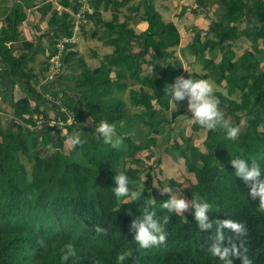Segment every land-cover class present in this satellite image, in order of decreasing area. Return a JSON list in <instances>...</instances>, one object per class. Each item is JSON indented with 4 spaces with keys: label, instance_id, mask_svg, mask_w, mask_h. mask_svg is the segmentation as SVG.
I'll list each match as a JSON object with an SVG mask.
<instances>
[{
    "label": "trees",
    "instance_id": "1",
    "mask_svg": "<svg viewBox=\"0 0 264 264\" xmlns=\"http://www.w3.org/2000/svg\"><path fill=\"white\" fill-rule=\"evenodd\" d=\"M128 1L89 0L92 11L84 17L96 29L104 26L101 37L110 38L108 44L113 51L92 71L83 60H75V52L65 51L63 71L54 81L64 86L55 85L53 90L40 81L57 51L56 42L62 36H72L70 15L52 11L47 18L49 30L55 29L45 35L48 45L34 51L47 50L40 70L35 72L27 59L34 43L22 41L18 53L7 44L20 38L18 27L26 20L28 10L35 9L42 20L46 19L50 0H12L9 7L7 0H0V63L10 81L25 93V97L9 103L8 120L2 123L0 116V264H61V249L69 242L77 248L78 264H117V255L125 251L133 253L126 264H222L208 252L214 229L200 231L191 209L183 216L162 209L161 203L170 196L156 192L152 171L153 165L167 159H181L184 171L194 176L196 183L182 188L181 193L188 200L200 194L212 205L208 214L211 220L232 219L247 225L248 255L253 264H264V213L258 211L259 198H251L250 187L235 176L230 163L235 157L249 162L255 158L264 172V0H195L200 9L213 1L217 7L211 12L210 29H195L179 55L174 52L177 27L163 22L152 0L126 8L129 14L134 13V21L147 25L143 32L135 34L128 28L129 14L119 23L115 12ZM108 4L113 10L105 22L101 12L108 10ZM62 5L77 12L80 3L62 0ZM183 13L176 17L181 18ZM83 28L79 27L80 33ZM91 38L100 37L95 32ZM242 39L250 42L251 51L244 49L237 56L234 42ZM186 54L206 72L192 73L189 78L213 79L223 89L215 92L221 111L230 124L240 128L237 138L229 140L224 129L208 131L194 122L195 131L205 132L204 151L182 135V144L174 145L175 136L168 126L183 110L172 111L170 118L165 115L171 102L165 86L181 76ZM115 91H127L129 106L137 109L133 119L124 101L114 96ZM46 92H52V99L59 105L48 100ZM60 106L75 122L64 134L47 125L33 128L35 115H42L44 121L52 112L66 118L59 112ZM101 120L115 124L122 140L119 147L105 144L96 133ZM77 131L84 144L66 151L67 138ZM49 144L55 151L48 149ZM143 151L149 152L146 159L155 160L145 162ZM118 170L136 181L130 187L140 190L138 200L115 197L112 178ZM142 172L145 174L140 177ZM168 185L181 188L172 181ZM145 208L154 211L158 219L169 218L167 241L160 247L140 248L135 233L129 231L132 220L141 218ZM94 225L105 232L97 234ZM225 234L231 235L227 230ZM223 245L227 246V240ZM233 264L241 262L236 259Z\"/></svg>",
    "mask_w": 264,
    "mask_h": 264
},
{
    "label": "clouds",
    "instance_id": "2",
    "mask_svg": "<svg viewBox=\"0 0 264 264\" xmlns=\"http://www.w3.org/2000/svg\"><path fill=\"white\" fill-rule=\"evenodd\" d=\"M88 4L89 11L86 13L89 14L92 9L89 2ZM84 19L86 18L84 17ZM81 25L85 26V22L79 23V27ZM61 38H64V36ZM54 46H56V44ZM63 56L64 55L62 54L61 58ZM48 63L50 64L49 61ZM62 71L61 62L59 73L52 79H48V67V71L42 76L43 78L41 77L40 83H53L56 76L62 73ZM39 87L40 85H38V88ZM164 91L167 92L168 97L174 104L176 102L187 100V109L191 113V119L200 127L208 131L224 129L226 131L227 139L234 140L237 138L240 128L236 125L230 124L229 120L225 118L224 113L219 107L220 100L215 95V86L213 82L207 79L194 80L192 78L179 76L175 79L174 83L166 85ZM46 97L48 100L55 102L56 105H59V102L54 101L51 95H47ZM47 109L48 107L46 110ZM59 112L64 114L66 118L60 117V115L56 116L54 112L47 114V121H44L41 118L42 115L33 116L35 121V127L33 128L40 129L41 125H47L49 127H54L56 130H60L61 133L64 134L66 132V127L75 122L72 114L64 106H60ZM51 114H54V116L51 117ZM95 131L103 137L105 144L111 145L113 148L119 147L122 143L121 138L116 134L115 124L109 123L107 120H101ZM66 141L73 147L82 146L84 144V140L81 138V132L79 131L69 136ZM47 147L50 151H55V148L51 144ZM230 163L235 169V176L241 178L245 184L250 187L251 198H259L258 211L264 213V172H262L257 159L254 158L249 162L243 158L235 157L231 158ZM190 176L192 177L191 185H194L196 183L195 178L192 175ZM112 179L115 184V187H112V191L117 199L126 198L129 201H136L141 197V192L130 187L131 185H134L136 181L128 176L126 172L118 170ZM179 184L181 185V188H178L180 191L182 188L185 189L191 186L182 187V184ZM172 189L170 187L162 189L161 195L171 194ZM181 194L179 192V196L169 195L170 199L161 203L162 209L169 213H176L179 215H183L191 209L200 231L214 229L213 243L208 249V252L213 257L218 258L222 264H233L236 259H238L241 264H253V260L248 255L249 249L246 247L248 228L245 223L234 221L232 219L211 220L208 214L211 212L212 205L200 196V194H193L191 200L183 198ZM146 200H148L150 204L155 203L154 199ZM168 223V216L158 219L154 211H151L150 208H145L144 214L141 218L132 220L129 231L135 233L134 240L139 244L140 248L150 249L152 247H160L167 241L168 234L166 231V225ZM93 228L97 234L105 232V229L99 225H94ZM225 230L231 233V235L226 236ZM225 240H227V246L223 245ZM39 243L43 245L44 242L40 241ZM132 254V252L128 251L120 252L116 258L117 264H126V261L129 260ZM79 258L75 244L71 242L64 244L61 249V264H68L70 260L72 261V264H78Z\"/></svg>",
    "mask_w": 264,
    "mask_h": 264
},
{
    "label": "crops",
    "instance_id": "3",
    "mask_svg": "<svg viewBox=\"0 0 264 264\" xmlns=\"http://www.w3.org/2000/svg\"><path fill=\"white\" fill-rule=\"evenodd\" d=\"M59 1H60V5L57 4L54 0H50L51 9L47 12V15L45 16L46 19L40 20L39 25H34V27H31L29 22H28V20H29L28 16H30V15L33 16L32 12L28 10L26 20L18 27V31L20 33V38L16 42H13L12 44L11 43L7 44V45H11L13 48H15L14 49L15 53H18V50L22 47L21 46L22 41L33 42L35 45V48L33 50V53H31L30 57L28 56L27 59H28V66H31L35 72H38L40 70V68H38L37 70L35 69V67H36L35 62L37 60L41 59L40 64H42V61L44 60L45 55L47 54V50H44L43 53L36 52V54H34V51H36L37 49L45 48L48 45L49 39L45 35H48L49 33H51V31H53L55 29V27H54L53 29L49 30L48 22H46L47 18H49L52 11H56L58 13H61L62 11H65L68 13V11H69L68 8L63 7L62 0H59ZM102 1L104 3H106L108 0H102ZM139 1H141V0H130V1H128V4L124 8H118L117 11L115 10L116 11L115 13L119 14V16H118L119 17V20H118L119 23L123 22L126 19L125 18L126 14H129L128 11L126 10V8H128L131 5L134 6L133 4H137V3H139ZM152 1L154 2L155 8L162 15L163 22L174 23L175 26L177 27L179 37L180 38L183 37L185 39V43H183V45H181L180 48L178 47V49L185 47L191 41L195 29L201 30L203 32H205V31L207 32L210 29V26H211V19L210 18H213V16L211 15V12L214 9L211 8V10H212L211 12H209V9H210L211 5L214 4L215 0L213 2H211V4H209V5L207 4V5L203 6L202 9L198 8V6L195 4V0H184L183 2L189 1L190 3H187V4L182 3L181 5L177 6V8H176L177 12L176 13H174L171 9H169L171 0H152ZM186 5H190V6H186ZM33 10H34V12H36L39 15L38 19H41L39 12L36 11L35 9H33ZM112 10H113V7L111 5H109L107 11L103 10L101 12V19L105 22L109 21L111 18V15H112V12H111ZM181 11L184 12L182 17L177 18L176 17L177 14ZM129 15H131L130 16L131 18L128 20V25L130 24L129 22L131 20L134 21V19H135L134 13L129 14ZM121 17L124 19L120 22ZM168 17H170V18L168 19ZM191 20H193L196 23H202L204 25V27H197L196 23H195V25H193L191 27H184V25H183L184 22L185 21H191ZM134 22H135V25H130L131 27L130 26L128 27V28L132 29L133 32L141 33L147 28V25L144 22H141V21H138V22L134 21ZM2 23H3V17L0 18V27H1ZM132 26H135V28ZM103 31H104L103 25L99 26V28L96 29L95 26H93L92 21H89L88 24L85 25L83 30L81 31L80 39H82L83 40L82 42L85 44H86V42L94 41L96 43H100L101 45H103L105 47H109V48L113 49V47L108 44V41L110 38L107 36L101 37L103 34ZM95 32H97V36L100 38H95V39L91 38V36H93L95 34ZM243 41H245V42H243ZM241 45H243V46H241ZM234 46L237 48L236 49L237 50V56H239L244 51V49H246V50L249 49L251 51L250 42H248L244 39L234 42ZM73 52L76 53L75 60L76 59L83 60L87 69H89L90 71L97 68L96 64L99 61H100L99 65L101 63V59L98 60V58L100 56L99 55L100 52L98 53L97 51L92 50L91 51V58L87 61L82 56H79V53H80L79 49L74 50ZM109 54H105V55H103V57L106 55H109ZM87 57H88V54H87L86 58ZM88 61L89 62L91 61V63H89ZM96 61H98V62H96ZM55 85L58 88L64 86V85H61L59 83V80L56 81L55 83L54 82L50 83V87L51 88L53 87L52 88L53 90L55 89ZM50 94L52 95V92H50ZM45 95L47 96V95H49V93L46 92ZM23 97H25V93L22 91V89L20 88V86L17 83H14V82L12 83L10 81V79L8 78V75H7V70L0 63V116L3 118L2 123L4 121L8 120L11 116V109L9 107V103L11 101L12 102L18 101L19 99H21Z\"/></svg>",
    "mask_w": 264,
    "mask_h": 264
},
{
    "label": "rangeland",
    "instance_id": "4",
    "mask_svg": "<svg viewBox=\"0 0 264 264\" xmlns=\"http://www.w3.org/2000/svg\"><path fill=\"white\" fill-rule=\"evenodd\" d=\"M11 1L12 0H7V3H5V4H7V5L9 4L8 5V7H9L10 4H11ZM54 1L57 4L60 5V1L59 0H54ZM183 1L184 0H171L169 9H171L174 13H176L177 12V9H176L177 6L181 5L182 3H186V4L187 3H190L189 1H186V2H183ZM76 3H82L83 4V1L82 0H76ZM186 6H190V5H186ZM216 7L217 6H215V3L213 5H211V7L209 9V12L212 11L211 8H213L215 10ZM68 9H69L68 14L70 15L73 23L76 24V22H77V19L76 18L78 17L77 14L74 13V12H72V10L70 8H68ZM31 12H32L33 16H31V15L28 16L29 17L28 22H29V24H30L31 27H34V25H39L40 20H42V19H38V16L39 15L36 12H34V10L31 11ZM169 18L170 17H168V19ZM123 19L124 18L121 17L120 22ZM118 20H119V17H118ZM84 22H85V25H87L89 21H87L86 19H84ZM82 23H83V21H82ZM129 23H130L129 26L130 25H135V22L132 21V20ZM164 23L167 24L169 22H164ZM195 23L196 22H194L193 20H191V21H185L183 25H184V27H191V26L195 25ZM75 26H77L78 30L75 32L76 28L73 26V28H72V31H73L72 36L74 38V42H72L73 40H70V42L67 41L68 43H66L63 46V49L57 51V53H56L57 56H55V57H53V58H51L49 60V62H52L53 63V67H51V69H53V70L50 71V73L51 72H53V73L56 72L55 65L57 66L58 64H60L62 62V58H60V60L58 59L60 52H61V55H62V54H64L65 51H74V50L79 49V51H80L79 56H82L86 61L91 58V51L92 50L93 51H97L98 53L100 52L99 53L100 56H99L98 60L101 59V61H103V59H104L103 58V55L109 54L110 52L112 53V51H113L112 48L105 47V46L101 45L100 43H96L94 41H92V42H86V44L83 43L82 42L83 40L80 39V34L81 33L79 31V24H77ZM196 26L197 27H204V25L202 23H196ZM132 27L135 28V26H132ZM134 33L135 34H139V32H134ZM243 42H245V41H243ZM183 43H185V39L183 37H181V38L178 37L175 40V45L177 47L174 49V52L177 55H179V49H178V47L180 48V46L183 45ZM68 45L69 46L70 45H72V46H76L77 45L78 47L76 46L74 48H71ZM241 46H243V45H241ZM234 48L237 49L235 46H234ZM134 51L135 52H138L139 51L138 47L135 46L134 47ZM87 54H88V57L89 58L88 57L86 58ZM168 54H171V51L170 50L168 51ZM186 58H187V60H185V61L182 60L183 69H182L181 76H183L184 78H189V76L192 73H197V74L206 73V72H204L202 70V67H201L200 63L197 62V61H195L193 59V57L191 58L189 56V54H186ZM40 61H41V59L40 60H37L35 62V65H36L35 69L36 70L38 68H40V66H41ZM187 61L189 63L191 62V64L189 65V63ZM96 62H98V61H96ZM99 62L96 64L97 67L100 66L99 65ZM89 63H91V61ZM49 67H50V64H49ZM208 80L214 83L215 92L216 91H222L223 92V89L220 88L219 86H217L213 79L210 78ZM114 96L117 99H119V100L122 99L124 101V103L126 104V106L128 107V110H129L128 116L132 117V119H133L134 117L132 115H133V113H136L137 112V109L136 108H131L129 106V104H128L127 91H125L123 93H120L118 91H115L114 92ZM175 110H183V113H182V115H180L175 120V122L172 125L170 124L168 126V129H171V134L173 136H175V138L172 139L173 140L172 143L174 145H178L179 143L182 144V137L180 136V135H182L184 138H189L190 139V144H192L193 146H196L199 149H201L202 151H204V149H203V141L205 139V132L202 131V130L195 131L193 129V126L192 125H193V123L195 121L191 119L192 118L191 113L187 109V101L184 102V103L176 102L175 104L171 101L170 102L169 110L165 111L166 117L170 118V114L172 113V111H175ZM53 116H54V114H51V117H53ZM70 120H71V118H70ZM64 146H65L64 148H66V151L67 150H70V148L72 147L70 145V143H68L67 141L65 142ZM148 154H149V152H146V151L141 152V156L145 159L144 160L145 162H150L152 160H155L153 158L152 159L151 158L150 159H146V157H147ZM26 167L29 168V164ZM130 167L133 168V169H137L135 166H130ZM184 167H185L184 166V163H183V161L181 159H178L176 162L168 161V159H167V161H162L160 165H153L152 184L155 187L156 192L159 193V194H161L162 189L169 187L168 183L171 182V181L172 182H176V183H181L182 184V187H189L192 184V177L190 176V174H188L187 171H184ZM144 171L146 172L147 170L144 169ZM145 172H142L141 175H140V177H142L145 174ZM141 187L139 189H141ZM179 192L181 194L180 189L173 188L172 189V193L171 194H166V195H170V196L171 195H178L179 196ZM181 196L183 198H185L182 194H181ZM126 201H128V200L126 199Z\"/></svg>",
    "mask_w": 264,
    "mask_h": 264
},
{
    "label": "built area",
    "instance_id": "5",
    "mask_svg": "<svg viewBox=\"0 0 264 264\" xmlns=\"http://www.w3.org/2000/svg\"><path fill=\"white\" fill-rule=\"evenodd\" d=\"M83 1V4L82 3H80L81 4V6H80V8H79V10H78V12L76 13L77 14V22H76V24L75 25H77V24H79V23H82V21L84 22V14L87 12V11H89V4H88V2H89V0H82ZM75 28H76V30H75V32L78 30V28H77V26H74ZM70 40H73L72 42H74V38H73V36H71V37H69V38H66V37H64V38H61L60 40H58L57 41V43H56V50L58 51V50H62L63 49V46L66 44V43H68V42H70ZM68 41V42H67ZM57 53V52H56ZM55 56H57V54H55L53 57H55ZM52 57V58H53ZM60 58H61V52H60V54H59V57H58V59L60 60ZM51 67H53V63L52 62H50V67H49V75H48V79H52L56 74H58L59 73V71H60V64H58L57 66L55 65V69H56V72H51L50 73V71H52L53 69H51ZM70 121V120H69Z\"/></svg>",
    "mask_w": 264,
    "mask_h": 264
}]
</instances>
